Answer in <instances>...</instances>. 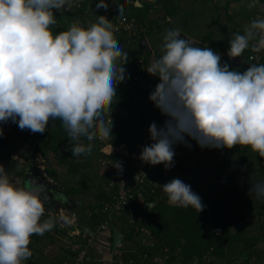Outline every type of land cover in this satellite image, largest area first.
<instances>
[{
    "label": "clouds",
    "instance_id": "9594fccd",
    "mask_svg": "<svg viewBox=\"0 0 264 264\" xmlns=\"http://www.w3.org/2000/svg\"><path fill=\"white\" fill-rule=\"evenodd\" d=\"M105 1L110 0H99L96 7L107 8ZM66 2L0 0V123L11 120L21 130L43 134L50 120L59 119L76 142L66 150L73 156L89 155L93 140L112 136V121L107 125L103 113L111 107L116 85L126 79L128 55L104 16L54 36V10ZM257 3L252 0L248 7ZM249 47L254 53L264 50L262 18L251 21L244 34H234L227 55L241 57ZM147 72L159 77L149 100L168 119L163 126H149L153 143L142 149L143 162L170 168L174 145L185 143V137L202 149L250 147L264 159V64H252L244 72L230 70L221 65L219 53L194 46L173 28L164 35L163 55ZM81 136L87 146L79 143ZM113 166L123 171L122 163ZM249 184V195L264 202V179L250 176ZM159 187L170 205L204 210L199 195L179 178ZM38 188L18 187L0 165V264H22L32 255L31 236L54 226L51 220L40 223L47 207Z\"/></svg>",
    "mask_w": 264,
    "mask_h": 264
},
{
    "label": "trees",
    "instance_id": "16d2710c",
    "mask_svg": "<svg viewBox=\"0 0 264 264\" xmlns=\"http://www.w3.org/2000/svg\"><path fill=\"white\" fill-rule=\"evenodd\" d=\"M76 3L77 5L73 8L69 7L64 10L61 8L59 11L54 10L56 22L50 26V30L54 36L60 32L67 31L73 24L80 25L79 23H82L84 24L83 26L87 27L90 23L89 18L92 12L99 11V15H103V9L96 7L99 0H77ZM122 8L123 6L119 9L122 10ZM133 8L139 10L138 7L134 6ZM92 9L96 10L93 11ZM138 59L140 58H135L132 62L124 64L123 67L129 64L136 65ZM246 65H248V60L244 56L242 64L237 69L243 70ZM136 72L141 76L149 74L147 68H138ZM125 74L126 79L116 85L115 97L113 98L111 107L103 113V118L110 115L112 109L118 108L124 110L127 115L124 116L125 114H123L124 117L122 118L117 113L111 114L112 136L108 140L115 145L125 142L127 146L121 154L115 150L109 154H103V159L107 164L110 161L116 163L123 157L130 158L132 156V150L129 148L131 145L129 139L121 133V130L127 129L128 126L134 130L135 136H144L146 142L151 140L145 135H149V126L153 123L152 109L154 104L153 102H147L150 101L149 95L152 92H150L151 90L144 92L142 89V86H144L143 79L142 83H138L134 81L131 72L125 70ZM132 115L137 120L134 125H131L129 122V116L131 117ZM11 124V130L7 131L8 125ZM114 124H117L119 130L114 128ZM0 128L3 129V135L0 136V162L11 160L12 150L10 147L14 145V142L29 146L35 144V148L40 149L44 155H48L49 151L51 152L47 160L50 164L56 162L60 167L67 165V173L75 178L78 175L80 176L79 172L82 168H84L82 173L86 176L88 175V168L91 166L90 154L73 156L71 151L66 150L70 147V144L76 142L70 141L68 132L59 119L50 120L47 130L43 134L32 133L28 129L21 130L11 120L7 123H0ZM146 130L148 131L147 133ZM193 142L194 140L190 137H185V143L174 145V150L178 149V152L176 150L173 166L168 168V170H179L180 173L186 174L185 182L191 186L193 192L199 195L204 205V210L198 213L191 206L183 208L170 205L167 195L164 194L165 196L158 200V204L153 207L152 211L150 213L142 212V217L140 218L137 208H135L133 216L122 214L117 217L116 223L121 220L123 224L127 225L126 228H122L126 242L124 251L121 254L124 262L129 263L128 259L130 258L134 264H143L144 262L141 259L144 260L146 258L150 261V259L153 260L155 257L163 259L165 257L163 264H194L196 259L200 263H204L210 257L215 260L214 264H230L234 255L254 248L261 241V237L259 236L245 237V230L242 228L243 223L252 216L254 205L253 203L247 204L243 200L245 192L235 184L234 172L230 170L232 167L240 169L245 161H253L258 155L250 147L244 146L242 149L237 148L236 151L239 154L237 158H230L227 156L229 153L223 150L215 151V148H208L206 153H201L193 145ZM79 143L87 146L89 141L81 136ZM38 144H42V147H38ZM236 147L240 146L237 145ZM207 153L211 157L206 156ZM165 170L166 168L163 164L157 165V172L148 176V181L146 185L143 184V186L145 185L143 189L151 190L154 188L159 196L162 191L159 185H164L175 178L173 176L165 178ZM139 171L141 170L139 169ZM106 183L102 181H96L92 185L82 183L81 187L77 189V191L96 189V202L84 206L92 214L94 219L92 225L94 223V225H97V219L99 218L100 220L104 217L101 203L102 199L107 197ZM64 185H70L67 192L68 190L75 192V190L71 189L74 188V185H71L70 180L65 181ZM140 192L138 190L136 193L138 200L141 197ZM151 198H154V196ZM139 210H141L140 207ZM147 216L148 219H146ZM43 220H51L54 225L52 229L60 232L59 227L61 226L56 221V218L42 215L40 222L43 223ZM233 224H236L238 227L236 232L230 231V227ZM71 228H74V226L72 225ZM217 228H220L221 231H218ZM145 229L150 235L148 234L143 239L135 240ZM45 234H48V232H45ZM37 235L33 234L31 236V244ZM151 236L154 238L155 243H145V240ZM69 238L72 240L73 237L69 236ZM132 239L135 240L137 249H133V246L129 244L133 242ZM68 244L69 242L64 247L71 256L72 252ZM240 244L244 246L239 250ZM247 261L249 263V259ZM22 264H40V262L28 258L26 263L23 261ZM87 264L94 263L88 261Z\"/></svg>",
    "mask_w": 264,
    "mask_h": 264
},
{
    "label": "crops",
    "instance_id": "0c3cea01",
    "mask_svg": "<svg viewBox=\"0 0 264 264\" xmlns=\"http://www.w3.org/2000/svg\"><path fill=\"white\" fill-rule=\"evenodd\" d=\"M70 1H67L68 4ZM77 2V1H76ZM252 0H119V14L135 16L138 18V26H136L132 30H122L120 33L114 32V37L118 41L119 45L122 47L123 51L127 53L128 60L125 64L132 62L135 58H142L144 60L143 68H148L155 60L161 58L163 55V44H164V35L167 30L169 29H179L180 33L186 34L189 38L201 42L203 47H213V49L218 52L219 54H223L226 58V62L221 61V65L227 64L230 70H237V63L241 57L230 58L227 53L229 50V40L234 38V34H244V29L249 25V17L255 12L256 7L249 8L248 5L251 3ZM138 7L139 10H135L133 7ZM95 11L96 9H92ZM99 11L92 12L89 18V25L96 23L98 20ZM216 18V19H215ZM140 20V21H139ZM196 21L199 23L197 24ZM217 22H222L223 25V34L216 33V28L214 26ZM213 23V24H212ZM88 25V26H89ZM244 55L242 54V57ZM233 62V63H232ZM144 86H142L144 92L147 90H151L153 92L155 89L150 88L152 84L155 86L159 83L158 76H152L150 74L143 76ZM148 103H152L148 101ZM153 122H155L158 126H163L165 121L168 119L165 115H162L160 110L153 105ZM112 113H119V114H126L122 109H112L110 115L104 117L106 124L110 125L112 121ZM123 114L120 116L121 118L124 117ZM130 124L134 125L137 121L135 116H129ZM114 128L119 130L117 124H114ZM148 131L146 130V133ZM126 137H128L130 144L132 145V156L130 158H121L119 161L122 163L123 171L119 172L113 165L114 162L110 161L108 164L105 163L103 159L102 165L105 168L104 173L100 175V182H107L112 174L118 173L123 175L126 178L135 180V186L141 191V197L136 202L137 212L139 214V218L142 217V212L150 213L154 206L158 204V200L164 197V193L162 191L161 194L158 196L156 191L153 189H143L144 186L137 182L136 176L139 173V167L135 165V161H140L141 159L140 154L142 149L145 146L150 145L153 143L152 140L148 141L146 145L141 144L139 142H135V133L134 130L127 127V129L121 130ZM143 135V134H142ZM146 137L150 138V134H146ZM99 141V148L104 154H109L111 152L118 151L120 154L123 149L127 146L126 143H121L119 145H115L111 143L108 139H100L97 138ZM134 141V143H133ZM133 143V144H132ZM38 147H42V144H38ZM243 147V146H242ZM242 147H233L230 152L225 151L227 153H231L232 151L237 152V148L242 149ZM236 148V149H234ZM213 149V148H211ZM224 148H215L217 150H223ZM36 150V148H35ZM35 152V151H34ZM37 154H42L41 151H37ZM258 155V153H256ZM43 157L48 162V156L51 155L49 151L48 155L42 154ZM239 155V154H237ZM129 156V155H128ZM239 157V156H237ZM21 163L23 159H20ZM5 162H12L11 160ZM264 162V159L260 158L259 155L256 157L255 160H247L243 164L245 167L251 169H256V166L259 165V170L261 173L264 174V167L260 166L261 163ZM32 163V162H31ZM54 164V163H52ZM32 165L37 166V164L32 163ZM50 166V163L48 162ZM31 164L29 165V167ZM242 167V169L245 167ZM28 167V168H29ZM38 167V166H37ZM43 167V165H41ZM40 170H42V168ZM28 171V169H25ZM38 169V172L40 171ZM26 171V172H27ZM180 173L179 170L177 171H169L168 169L165 170V178L169 173ZM25 171L21 172V176L25 177ZM182 174V173H180ZM23 187L22 183L19 181L17 185ZM19 187V186H18ZM70 194V193H69ZM154 196V198H151ZM62 196L54 199L53 201H47L48 204L44 216H56L58 213V221L61 219L68 220V224H72L74 228H65L68 232L72 231L73 229H79L81 233H84L90 240L91 244V259L92 263L94 264H134L132 260L128 259V262H124L122 260V256H119L113 249V229L114 227H118L121 232H123L122 228H126V224L124 225L123 222L117 221L115 222L114 226L108 230L98 231L96 230V225H92L94 221L92 214L89 210L85 209L84 207L81 208L82 210H78L77 206H71L72 204L67 203V200H72L68 193H65L63 199L65 202L60 199ZM66 197V199H65ZM73 201V200H72ZM154 202V206L151 208L150 211L144 210L142 208L143 204ZM64 203V204H63ZM57 205H60L56 208ZM63 206V207H62ZM139 207L141 210H139ZM59 211H58V210ZM72 215L76 217L75 220H71ZM60 218V219H59ZM148 219V216L147 218ZM71 220V221H70ZM98 220V221H97ZM97 223L101 220L97 219ZM44 221V220H43ZM42 223V222H40ZM96 223V224H97ZM60 224V222H59ZM61 226V224H60ZM71 226V225H70ZM69 226V227H70ZM62 227V226H61ZM61 227L60 230L62 229ZM146 230V229H145ZM147 231V230H146ZM221 231V230H220ZM48 232L47 236L50 234L54 235L56 231L51 229ZM124 234V232H123ZM43 237L37 235L36 239H33V243L28 245L30 251L35 249L33 245L37 244H44L38 241H41ZM87 239V238H86ZM68 243V242H67ZM145 243H149L145 240ZM126 245L125 242V234L123 239V245L118 247L119 251H124V247ZM66 246V245H65ZM32 255L30 258L36 256L34 252H31ZM37 257V256H36ZM51 257V256H50ZM70 253L64 248L60 249L58 254H55L51 257L49 264H63L65 260L70 258ZM159 258V257H158ZM157 258V259H158ZM210 258V257H209ZM38 259L40 258H36ZM34 260V259H33ZM212 260V259H211ZM27 260L24 261L26 263ZM157 261V260H156ZM196 261V260H195ZM194 261V262H195ZM41 264H46L44 262L39 261ZM158 262V261H157ZM198 262V261H197ZM196 262V263H197ZM157 264H160L158 262Z\"/></svg>",
    "mask_w": 264,
    "mask_h": 264
},
{
    "label": "rangeland",
    "instance_id": "374dc122",
    "mask_svg": "<svg viewBox=\"0 0 264 264\" xmlns=\"http://www.w3.org/2000/svg\"><path fill=\"white\" fill-rule=\"evenodd\" d=\"M67 1H70V2L62 8L63 10L65 8H69V7L73 8L74 6L77 5V3H76L77 0H67ZM196 23L199 24L197 21H196ZM221 23L222 22H217L216 25L214 26V28H216V33H219V34L222 33L223 34V27H222L223 25H221ZM117 114H119V113H117ZM122 114H119V115L121 116ZM126 115L127 114H125L124 116H126ZM11 127H12V124L8 125L7 131L11 130ZM135 142H139V143L144 144V145L147 144L146 138L144 136H135ZM99 143L100 142H98L96 139L92 141V150H91V154H90L91 166H89V168H88V175L87 176L82 173L84 168H82V170L80 169V172H79L80 176L78 175L75 178L71 174L67 173V167H68L67 165L60 167V166H58V164H56V162H54V164H50V166H49L48 162H46V159L42 155L43 153L41 155L37 154V151L38 150L41 151V150L40 149L35 150V147H36L35 144L32 146H29V145H24V144L19 143V142H17V143L14 142V145H12L10 147L12 150V158H11L12 162H0V165H2L5 168L10 181L15 183L16 185H17V182H19V181L23 185V183L25 181V177L21 176V172L24 170L26 173L27 170H25V169H29L28 167L30 164L35 162V164H37L38 167L39 166L41 167V165H43V167H41L42 168L41 171L44 172L45 176L44 175H42V176H44L46 178V180L48 179L51 182L55 183L53 185L55 186L56 197L58 198V197L62 196L60 199H62L65 202L63 197L65 196V193H68V195L70 196V198L73 201L67 200L66 202L69 204H72L71 206H77L78 210L81 211L82 210L81 208H83L84 206H87L88 204H93L96 202V199H95V195H96L95 190L96 189L93 188L90 190H80V191L79 190L77 191V189L79 187H81L82 183H88V184L92 185L94 182L100 181V175L103 174L104 170H105V168L102 165L104 153L99 149V148H101V147H99ZM133 143H134V141H133ZM129 148L134 150L132 148V145H130ZM232 149L224 148L223 151L228 150V152H230V150H232ZM237 154H238V152L232 151L230 154H227V156H229L230 158H237V156H239ZM206 156L211 157L210 154H208V153L206 154ZM20 159H23L22 163L20 162L21 161ZM243 166L244 165H242L240 169L236 168V167H232L230 169V170H233V172H234L235 184L242 191L245 192V196H243V200L246 201L247 204L253 203V205H254V211H253L252 216L249 217L248 220L243 223L242 228L245 230V237L259 236V237H261V241H259L258 245H256L254 248L249 249V250H244L240 254L234 255V257L232 256L233 260L230 264H264V237H263L264 236V202H261V201L255 199L254 197H251L249 195V186H250L249 178H250V176H254L257 179H264V174L260 172L259 165H257L256 169H254V170L253 169L250 170L247 167H245V169L244 168L242 169ZM260 166L264 167V162H262ZM171 176H173L175 178H179L184 183H186L185 182L186 174H180V173L174 172V173H169L167 175V177H169V178ZM68 180L71 181V185H74V188H71V189L75 190V192H71L70 190H68V192H67V189L70 185H64V183H65V181H68ZM17 186L21 187L20 183ZM58 192H59V194H58ZM65 199H66V197H65ZM59 206L60 205H57L56 208ZM53 217H56L58 219L57 215L53 216ZM59 222L62 226L61 230L59 228L60 232L58 231L54 235L50 234V237L47 236V234H45V233L43 235H39V236L43 237V239L41 241H38V242H41L44 244L33 245L35 249H32L31 252H34V255L36 254V256L38 258H40V259H38V261L49 264L51 257L54 256L55 254H58L60 252V249L63 248L67 244V242H69L71 240L69 238V234L65 228H68V229L71 228L72 224H68L67 223L68 220H63V219L62 220L60 219ZM237 228H238L237 225L233 224L230 227V231L236 232ZM217 230L220 231V228H217ZM148 234L149 233L146 230H144L142 234L138 235V237L135 238V240L143 239L144 236H147ZM30 240H31V238H30ZM132 240H133V242L129 243V244L131 246H133V249H137V246L135 244V240L134 239H132ZM146 241L149 242V244L155 243V240L152 236L150 238H147ZM243 246H244L243 244H240V246H239L240 248H238V249L239 250L242 249ZM160 252H161V250H160ZM163 253H165V251H163ZM36 256L33 257L32 259L37 260ZM157 258L155 257L153 260L150 259V261H148L146 258H145L146 260L145 259L144 260L141 259V260L144 262L143 264H157L158 262H160V264L164 263L165 257H164V259L163 258L157 259ZM248 259H249V263L247 261ZM208 260L215 262V260L213 258H209ZM51 261H53V260H51ZM54 263H56V262H54Z\"/></svg>",
    "mask_w": 264,
    "mask_h": 264
},
{
    "label": "built area",
    "instance_id": "2783aa9c",
    "mask_svg": "<svg viewBox=\"0 0 264 264\" xmlns=\"http://www.w3.org/2000/svg\"><path fill=\"white\" fill-rule=\"evenodd\" d=\"M107 3V8L103 9V15L106 17L111 24L113 25L115 31L120 32L122 30H132L136 26H138V18L135 16L123 15L119 14V4L114 0L105 1ZM264 5V0H259V3L256 5L255 12L249 17V24L251 21L259 18L264 19V8L261 6ZM81 26L84 24L79 23ZM86 27V26H84ZM255 43V41L251 42ZM211 48L214 52H216L213 47ZM247 50V51H246ZM243 53L244 56L247 57L248 65L244 66L243 70H238L240 72H244L247 70L248 66L252 64H264V50H261L259 53H254L251 51V47L246 49ZM218 53V52H217ZM221 61L226 62V58L223 54H220ZM244 56L239 59L237 66L239 67L242 64ZM144 61L143 59H138L136 65L129 64L124 67L125 70L131 72L133 75V79L135 82L142 83L143 76L137 74L136 70L138 68H143ZM155 84H152L150 88L155 89ZM193 145L199 150L201 153H206L208 148H201L197 142L194 140ZM240 146V145H239ZM242 147V146H240ZM178 152V149H176ZM175 150V152H176ZM135 165L139 167L141 171L137 175H139L140 184H145L148 181V176L152 173H156V166L145 163L142 160L135 161ZM133 179H129L124 177L121 174L115 173L112 174L110 179L107 181L105 188L107 190V197L102 199L101 209L104 213V217L97 223L96 230L104 231L112 228L116 222V218L121 216L122 214H127L133 216L136 208V202L138 197H136V193L138 192V188L136 186H132L130 181ZM144 185V186H145ZM155 191L154 188H152ZM135 205L133 206V203ZM132 203V206H131ZM58 214V213H57ZM71 220H75L76 217L72 215ZM70 220V221H71ZM131 220H133L131 218ZM69 236L73 237L72 240L69 241V248L71 249L72 255L68 260H65L63 264H87L88 261H92L91 259V244L90 240L87 238L84 233H81L79 229H73L70 231ZM117 249L115 252L121 256L123 251H119Z\"/></svg>",
    "mask_w": 264,
    "mask_h": 264
},
{
    "label": "water",
    "instance_id": "95a60500",
    "mask_svg": "<svg viewBox=\"0 0 264 264\" xmlns=\"http://www.w3.org/2000/svg\"><path fill=\"white\" fill-rule=\"evenodd\" d=\"M180 34H181L182 38L187 39L190 42L194 43V46H196V47L202 46L201 42H198V41H195V40L189 38L184 33H180ZM37 172H38V167L31 164V166L29 167L28 171L25 174V181L23 183V188L30 189L33 187V185L40 187L37 189L38 194H39L41 200L44 202V206H47L48 204L46 202L48 200L53 201L54 199L57 198L55 186L53 185L52 182H50L49 180L47 181L46 178L42 177V175L40 173H37ZM137 176H139V175H137ZM134 181L135 180L131 181L132 185L135 184ZM58 194H59V192H58ZM154 204H155L154 202H149V203L143 204L142 208L144 210L150 211L151 208L154 206ZM149 205H151L152 207H149ZM123 239H124L123 232H121L118 227H114V229H113V249L115 251L118 249V247H121L123 245ZM197 261H198V259H196L195 262H197ZM208 264H214V262H211Z\"/></svg>",
    "mask_w": 264,
    "mask_h": 264
},
{
    "label": "flooded vegetation",
    "instance_id": "af4514ba",
    "mask_svg": "<svg viewBox=\"0 0 264 264\" xmlns=\"http://www.w3.org/2000/svg\"><path fill=\"white\" fill-rule=\"evenodd\" d=\"M209 259V258H208ZM212 261L211 260H207L205 261L204 263H200L199 261L196 263L194 262V264H208V263H211Z\"/></svg>",
    "mask_w": 264,
    "mask_h": 264
}]
</instances>
